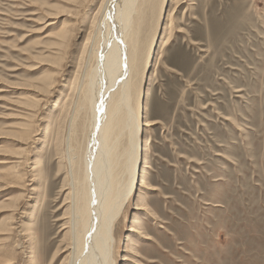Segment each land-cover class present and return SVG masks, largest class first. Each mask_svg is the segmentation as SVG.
<instances>
[{
    "label": "rangeland",
    "instance_id": "374dc122",
    "mask_svg": "<svg viewBox=\"0 0 264 264\" xmlns=\"http://www.w3.org/2000/svg\"><path fill=\"white\" fill-rule=\"evenodd\" d=\"M104 2L0 0V264L70 259ZM137 7L151 187L118 218L115 264H264V0Z\"/></svg>",
    "mask_w": 264,
    "mask_h": 264
},
{
    "label": "bare ground",
    "instance_id": "6f19581e",
    "mask_svg": "<svg viewBox=\"0 0 264 264\" xmlns=\"http://www.w3.org/2000/svg\"><path fill=\"white\" fill-rule=\"evenodd\" d=\"M138 1L105 0L102 7L99 30L103 42L97 48L99 62L86 93L92 115L83 172L70 184L67 264H115L118 218L126 211L138 185L151 187L145 177L140 184L136 182L144 161L143 127L151 125L140 120L139 109L131 102L132 77L137 69L134 13L138 11Z\"/></svg>",
    "mask_w": 264,
    "mask_h": 264
}]
</instances>
